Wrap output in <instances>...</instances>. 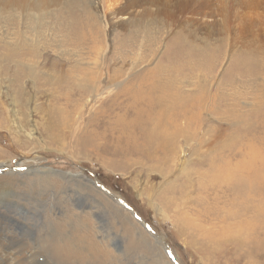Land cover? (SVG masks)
Instances as JSON below:
<instances>
[{
    "label": "rangeland",
    "instance_id": "rangeland-1",
    "mask_svg": "<svg viewBox=\"0 0 264 264\" xmlns=\"http://www.w3.org/2000/svg\"><path fill=\"white\" fill-rule=\"evenodd\" d=\"M199 1L0 0V264H264V0Z\"/></svg>",
    "mask_w": 264,
    "mask_h": 264
},
{
    "label": "bare ground",
    "instance_id": "bare-ground-1",
    "mask_svg": "<svg viewBox=\"0 0 264 264\" xmlns=\"http://www.w3.org/2000/svg\"><path fill=\"white\" fill-rule=\"evenodd\" d=\"M126 1L127 2L125 3L124 6H122L121 8H118L115 11L114 18L126 16L127 21L123 22V20H120L119 22L116 23V25L129 24L130 21L134 22L136 14L138 12H140L143 17L149 16L151 18H156L157 20H158V17H160V19H161V17L166 18V21H164L163 19H161V21H163L166 25H170V26H173L174 22H178L179 16L181 17V19H184L183 17H185L186 20H184V21L188 20L189 23L191 22V23L199 25V26L201 25V27L204 26L203 33L208 34V35H212V32L215 28V25L213 26V22H212L215 18L214 10H213V8L208 9L207 4L203 3L204 1L200 2L199 0H197V1L196 0H189V1H187L188 6L183 5V3L186 0H150V1H148V0H126ZM239 2H244L243 4L246 6H251L254 4L253 0H246V1L245 0H239ZM98 4H99V2H98ZM118 7H120V6H118ZM195 9H197V10H195ZM192 12H194L196 14L205 13L204 16H201L204 18V20H203V18H201L199 16L197 18L193 19L192 17L195 14ZM185 15H187V16H185ZM146 22H147V20H146ZM181 22H183V21H181ZM208 28H210V29H208ZM208 35H206L205 37H207ZM0 249H2V248H0Z\"/></svg>",
    "mask_w": 264,
    "mask_h": 264
}]
</instances>
